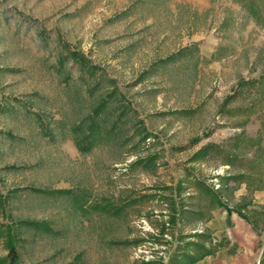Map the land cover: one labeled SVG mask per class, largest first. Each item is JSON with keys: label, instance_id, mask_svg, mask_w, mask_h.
<instances>
[{"label": "rangeland", "instance_id": "obj_1", "mask_svg": "<svg viewBox=\"0 0 264 264\" xmlns=\"http://www.w3.org/2000/svg\"><path fill=\"white\" fill-rule=\"evenodd\" d=\"M219 201L264 232V0H0V258L190 264Z\"/></svg>", "mask_w": 264, "mask_h": 264}, {"label": "crops", "instance_id": "obj_2", "mask_svg": "<svg viewBox=\"0 0 264 264\" xmlns=\"http://www.w3.org/2000/svg\"><path fill=\"white\" fill-rule=\"evenodd\" d=\"M247 218L250 221L229 213L220 201L213 205L199 227L201 234H208L210 246L194 258L193 264H264V232L255 220Z\"/></svg>", "mask_w": 264, "mask_h": 264}, {"label": "trees", "instance_id": "obj_3", "mask_svg": "<svg viewBox=\"0 0 264 264\" xmlns=\"http://www.w3.org/2000/svg\"><path fill=\"white\" fill-rule=\"evenodd\" d=\"M76 56V60L81 61V58L79 56ZM93 74V73H92ZM107 104V100L106 98H104L101 103L99 104L98 107H96L94 109V111L92 112V114L89 116V127H88V133L86 134V136H84L82 138V141H89V148H91V146L93 145L91 141H95L97 138L100 137V132L102 131V125L96 122V119L98 117H100L101 113L105 110V106ZM122 116V114H121ZM119 121V120H118ZM117 126V122L114 123V125L111 127L110 131H108L107 133H112L115 130V127ZM91 142V143H90ZM84 148H82L83 150ZM209 148L205 147L202 150L199 151V154H204L208 151ZM136 163H140V162H136ZM221 207H223L226 211H228L229 213H237L239 216H241L242 218L246 219L247 221L249 220L247 218V216H245V214H243V209H245L247 206L246 205H242L241 208H237L235 209H231L228 205L220 202ZM250 221V220H249ZM1 236V234H0ZM8 246H9V251L6 257L4 258H0V264H21L20 263V253L18 251V247L16 245V238L13 234L12 231L9 232L8 234ZM195 261V259H192V262L190 264H193Z\"/></svg>", "mask_w": 264, "mask_h": 264}]
</instances>
